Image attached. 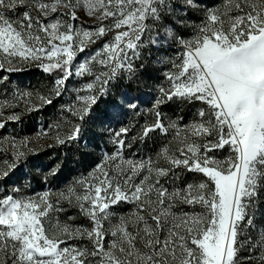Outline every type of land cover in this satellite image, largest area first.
Masks as SVG:
<instances>
[{
  "label": "snow or ice",
  "instance_id": "6c2138e0",
  "mask_svg": "<svg viewBox=\"0 0 264 264\" xmlns=\"http://www.w3.org/2000/svg\"><path fill=\"white\" fill-rule=\"evenodd\" d=\"M28 64L52 86L0 76V130L70 95L38 133L59 146L115 85L154 84L116 102L95 163L56 191L13 182L36 150L0 136V264H264V0H0V72ZM130 112L151 119L133 131Z\"/></svg>",
  "mask_w": 264,
  "mask_h": 264
},
{
  "label": "rangeland",
  "instance_id": "374dc122",
  "mask_svg": "<svg viewBox=\"0 0 264 264\" xmlns=\"http://www.w3.org/2000/svg\"><path fill=\"white\" fill-rule=\"evenodd\" d=\"M92 24L91 20H88L84 27H89ZM99 47V44L93 45L92 49ZM79 59V57L77 58ZM21 70L13 73L0 72V76H7L8 80L4 81L8 89L28 90L34 93H44L51 88L53 78L44 73L43 70L34 64H28L20 66ZM152 76L151 70L145 73L144 84H132L121 83L114 86L113 93L106 98H103L94 109L96 119L88 125L85 129L82 142L77 144L73 142L71 145L59 146L54 145V142L43 136H39L38 133L42 130V125H47L49 122L56 119L58 106L61 103L66 102L71 97L70 95L64 96L59 100H54L55 106H46L40 112H25L21 115L19 122H8L6 124L7 131L0 130V136H15L18 139H28L32 143L30 147L36 150L35 154L29 155L27 163L23 166V171H17L13 175V182L16 184H24L30 181L31 187L27 189L30 194L43 192L48 187H51L53 191L62 188L65 183L76 176L84 168L91 166L95 163V157L98 155L97 150L93 145L102 143L98 139V132L101 122L112 111L113 106L117 101L123 98L124 94L130 97H139L144 101L150 102L151 89L154 84V80L149 79ZM83 83L81 78H76L70 82V87H78ZM3 85H0L2 88ZM3 96H0V101L3 100ZM147 105H142V108H146ZM11 111L22 112V109H6L8 114ZM171 111V109H170ZM124 119L133 125V131L138 128L145 120L151 119L150 114L141 113L136 115L135 113H128ZM132 133L130 132L129 135ZM51 135V133L49 134ZM85 142L88 147L85 148ZM49 145H53L49 147ZM88 153V155H84ZM59 166V173L56 177H50L49 183L42 182L43 174L50 168ZM122 210H127L130 206H121ZM63 219V216H61Z\"/></svg>",
  "mask_w": 264,
  "mask_h": 264
}]
</instances>
